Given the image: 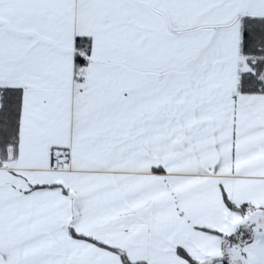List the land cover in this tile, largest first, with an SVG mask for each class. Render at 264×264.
I'll return each mask as SVG.
<instances>
[{
  "label": "snow or ice",
  "instance_id": "1",
  "mask_svg": "<svg viewBox=\"0 0 264 264\" xmlns=\"http://www.w3.org/2000/svg\"><path fill=\"white\" fill-rule=\"evenodd\" d=\"M0 264H264V0H0Z\"/></svg>",
  "mask_w": 264,
  "mask_h": 264
}]
</instances>
